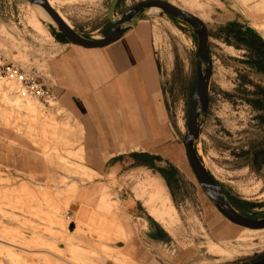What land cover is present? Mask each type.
<instances>
[{
	"label": "rangeland",
	"instance_id": "374dc122",
	"mask_svg": "<svg viewBox=\"0 0 264 264\" xmlns=\"http://www.w3.org/2000/svg\"><path fill=\"white\" fill-rule=\"evenodd\" d=\"M49 1L67 22L88 28L86 34L104 33L109 24L111 0ZM141 1L149 0H120L115 17ZM160 1L192 11L211 34L212 76L207 110L199 119V158L240 214L264 218V45L251 36H244L241 51L226 43L235 44L239 27L264 42V0ZM147 13L142 20L153 28L164 100L183 164L124 156L108 175H82L81 136L73 119L55 101L45 105L30 98L35 112L17 109L10 99L26 95L15 81L0 79V85L15 87L10 96L0 93V240H14L28 250L0 243V264H58L39 255L49 249L69 260L63 264H142L148 254L166 264H251L264 258V229L245 230L226 220L187 161L183 136L197 85L196 36L161 11ZM229 23L235 24L231 32H220ZM53 26L25 0H0V60L40 76L48 87L43 62L56 53L46 32ZM16 154L34 159L29 174L8 167ZM167 197L175 215L168 212L164 223L156 224L148 210L158 211ZM214 215L221 233L213 226ZM39 240L44 248L37 247ZM74 250L78 254L72 255Z\"/></svg>",
	"mask_w": 264,
	"mask_h": 264
},
{
	"label": "crops",
	"instance_id": "0c3cea01",
	"mask_svg": "<svg viewBox=\"0 0 264 264\" xmlns=\"http://www.w3.org/2000/svg\"><path fill=\"white\" fill-rule=\"evenodd\" d=\"M67 24L76 34L92 41L102 40L110 28L108 24L104 33L97 29L86 34L88 28ZM204 25L209 51L211 34ZM234 25L229 23L220 32L229 33ZM126 27L127 32L118 41L102 49L74 46L55 28L53 32L46 29L56 53L43 62L42 80L49 85L56 104L78 125L83 163L98 177L108 175L124 156L132 160L148 156L172 166L183 164L178 135L166 109L152 25L148 20L133 19ZM234 31L235 44L226 43L235 51L245 49L244 36L264 45L262 38L253 36L249 30L239 27ZM33 163L34 159L28 155L16 154L8 167L29 174ZM216 219L214 215L213 226L221 233V224ZM141 261L166 264L155 254H148Z\"/></svg>",
	"mask_w": 264,
	"mask_h": 264
},
{
	"label": "water",
	"instance_id": "95a60500",
	"mask_svg": "<svg viewBox=\"0 0 264 264\" xmlns=\"http://www.w3.org/2000/svg\"><path fill=\"white\" fill-rule=\"evenodd\" d=\"M25 1L43 10L50 18L56 31L67 43L84 49H102L115 43L127 32L126 25L130 21L135 17L142 20L145 13L149 12L150 9H158L167 14L170 18L188 25L192 29L197 40V85L190 101L187 127L183 136V145L188 164L205 196L226 220L241 229L254 231L264 229V218H248L240 214L231 205L222 188L213 180L212 176L203 166L196 151V143L200 134L199 119L205 115L207 110L212 76L211 60L208 51V33L204 23L199 18L168 2L160 0L138 2L115 17V10L120 0H111L107 10V19L110 28L102 40L92 41L76 34L49 5L47 0ZM251 264H264V258Z\"/></svg>",
	"mask_w": 264,
	"mask_h": 264
},
{
	"label": "bare ground",
	"instance_id": "6f19581e",
	"mask_svg": "<svg viewBox=\"0 0 264 264\" xmlns=\"http://www.w3.org/2000/svg\"><path fill=\"white\" fill-rule=\"evenodd\" d=\"M48 1V3H49V5L54 9V7H53V5H52V3L49 1V0H47ZM175 6V5H174ZM36 7V6H35ZM177 7V6H176ZM41 13H42V15L44 16V18L48 21V23L49 24H51V20H50V18L46 15V13L42 10V9H40L39 7H36ZM179 8V7H178ZM181 9V8H180ZM182 10L183 11H186L187 13H189V14H191V15H194L195 17H197L192 11H189V10H186V9H183L182 8ZM159 12V10L158 9H150L149 10V12L147 13V14H157ZM58 13V12H57ZM59 15V14H58ZM60 16V15H59ZM61 17V16H60ZM62 18V17H61ZM198 18V17H197ZM63 19V18H62ZM64 20V22L67 24V21H65V19H63ZM68 25V24H67ZM11 81V80H10ZM1 83V82H0ZM3 83V82H2ZM1 83V84H2ZM16 83V82H15ZM14 90H15V87L14 86H12V85H0V93H2L4 96H6L7 94H9V95H7V96H10L11 94H13V92H14ZM30 98L31 97H23V99H20L19 97H15V99H10V100H15V102H13L14 104H15V106H16V108L17 109H24V110H28L29 112H35V109H36V106H35V104L34 103H32V102H30ZM11 102V101H10ZM60 109V108H59ZM61 110V109H60ZM33 114V113H32ZM69 116V115H68ZM73 122L75 123V127L77 128V130H78V133H79V135L81 136V131L78 129V125L76 124V122L73 120ZM42 127V126H41ZM80 151H81V153L83 154V149L82 148H80ZM198 156H200V154H199V152H198ZM203 166L205 167V169L207 170V171H209L208 170V166L203 162ZM83 170L84 171H82L81 172V174L83 175V174H87V175H95L91 170H89L87 167H83ZM97 175V174H96ZM159 188H160V186H159ZM24 188H22V187H20L19 189H16L15 191H19V192H21L22 190H23ZM155 195H156V193H155ZM160 198V197H159ZM158 200V199H157ZM165 202L164 203H162V205L160 206V208L158 209V211H154L153 210V208H149V210H148V215L155 221V222H157V223H159V224H163L164 223V217L165 216H167V214H168V212H173V214H174V212H175V209L173 208V206H172V204H171V202H170V200H169V198L167 197L166 198V200H164ZM155 202H157V201H155ZM175 215V214H174ZM170 216V215H169ZM170 218V217H169ZM7 230V229H6ZM245 230H247V229H245ZM1 231V230H0ZM251 231H254V230H251ZM10 233V232H9ZM14 233V232H13ZM12 234V233H11ZM8 235V234H7ZM16 236V235H15ZM2 237V236H1ZM16 239V238H15ZM18 241H19V239H18ZM21 241V240H20ZM40 242V244L39 245H37V247L38 248H44L43 247V245H44V243L41 241V240H39ZM23 242H25V241H23ZM33 242V241H32ZM0 243H2V244H5V246L7 247V248H10V249H13V248H19V249H21V251L23 250V252H28V250L25 248V247H21L20 245H16V243H14V240H9L7 243L6 242H4V241H2V240H0ZM26 243V242H25ZM23 244V243H22ZM28 244V243H27ZM48 249V248H47ZM35 250H42V249H35ZM54 250L53 249H49V251H47V250H45V251H43V252H41V254L39 253V255H46V256H48V257H50V258H55L56 260H58L59 262H58V264L61 262V264H63V263H68L69 262V260H68V262L66 261V260H64V257L62 258V255H60V254H54V253H52ZM76 252L77 251H72L71 253H72V255L73 254H76ZM35 253V252H34ZM37 253V252H36ZM44 253V254H43ZM47 253V254H46ZM77 254H78V252H77ZM21 255V254H20ZM36 255V254H35ZM38 255V254H37ZM79 257H80V254L78 255ZM78 256H76V258H78ZM79 259V258H78ZM56 262V261H55ZM63 262V263H62ZM57 264V263H56Z\"/></svg>",
	"mask_w": 264,
	"mask_h": 264
},
{
	"label": "built area",
	"instance_id": "2783aa9c",
	"mask_svg": "<svg viewBox=\"0 0 264 264\" xmlns=\"http://www.w3.org/2000/svg\"><path fill=\"white\" fill-rule=\"evenodd\" d=\"M0 79L15 81L22 89L24 96L26 95L27 97L40 99L45 105L54 101V97L49 88L40 82V76L35 77L15 68L14 66H5L1 60Z\"/></svg>",
	"mask_w": 264,
	"mask_h": 264
}]
</instances>
